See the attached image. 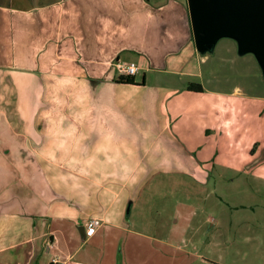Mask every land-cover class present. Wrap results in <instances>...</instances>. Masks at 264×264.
Returning <instances> with one entry per match:
<instances>
[{"label":"crops","instance_id":"0c3cea01","mask_svg":"<svg viewBox=\"0 0 264 264\" xmlns=\"http://www.w3.org/2000/svg\"><path fill=\"white\" fill-rule=\"evenodd\" d=\"M208 60L188 0H0V264H144L135 242L166 243L147 230L168 208L192 240L223 225L202 205L255 225L264 96L207 88Z\"/></svg>","mask_w":264,"mask_h":264},{"label":"rangeland","instance_id":"374dc122","mask_svg":"<svg viewBox=\"0 0 264 264\" xmlns=\"http://www.w3.org/2000/svg\"><path fill=\"white\" fill-rule=\"evenodd\" d=\"M229 41L231 40L228 38H220L212 50L206 51L209 60L203 65L205 78L203 84L207 88L221 90L231 89L237 85L256 96H264V64L251 49L243 51L238 47L236 52L232 51ZM210 71L213 77L207 78ZM196 82L200 83V81ZM183 192L179 189L167 190L166 195L173 201L174 197L177 200L181 198L184 200L186 195ZM152 193L153 191L150 192V196ZM168 199L165 202H169ZM149 200L156 204L159 201L157 193L154 192ZM262 205L263 207L257 211L260 219L255 221V225L246 223L249 221L248 212H243L238 217V213L234 211L221 214L214 208H204L202 205L207 214L213 215L216 224L221 218L223 225L220 229L213 230L210 224H206L201 229V233L193 234L194 240H192L191 230L186 229L187 223L182 222L178 226L170 223L169 215L173 208L167 209V219H161L162 214L158 218V213L152 212L151 220L154 223L149 225L150 229L147 232L166 243L136 240L135 247L145 249L144 258L142 257L144 264H264V203ZM156 209L158 211V206ZM205 218L206 215L197 217L193 223L194 226H201ZM242 218L245 222L241 220ZM251 227L253 230H249ZM188 228H190L189 225ZM185 230L189 233L184 234ZM208 230L211 232L210 235L202 234ZM178 231L181 233L177 234ZM168 244L178 246L181 244L184 250L179 251L177 247L171 248Z\"/></svg>","mask_w":264,"mask_h":264},{"label":"water","instance_id":"95a60500","mask_svg":"<svg viewBox=\"0 0 264 264\" xmlns=\"http://www.w3.org/2000/svg\"><path fill=\"white\" fill-rule=\"evenodd\" d=\"M194 39L201 53L223 37L251 49L264 64V0H188Z\"/></svg>","mask_w":264,"mask_h":264},{"label":"built area","instance_id":"2783aa9c","mask_svg":"<svg viewBox=\"0 0 264 264\" xmlns=\"http://www.w3.org/2000/svg\"><path fill=\"white\" fill-rule=\"evenodd\" d=\"M115 68L120 76L135 77L140 71V67L136 63H122L117 61ZM102 221L100 218L92 217L86 222V237H92L96 230L101 227ZM54 264H57L54 261Z\"/></svg>","mask_w":264,"mask_h":264},{"label":"trees","instance_id":"16d2710c","mask_svg":"<svg viewBox=\"0 0 264 264\" xmlns=\"http://www.w3.org/2000/svg\"><path fill=\"white\" fill-rule=\"evenodd\" d=\"M118 82L127 83V84H134L135 83V77L119 76ZM188 90L195 91V92H203V88L200 84H190L188 86Z\"/></svg>","mask_w":264,"mask_h":264}]
</instances>
